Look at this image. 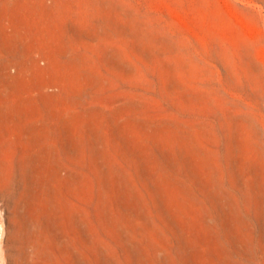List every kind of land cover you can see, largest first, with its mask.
<instances>
[{
	"label": "rangeland",
	"instance_id": "obj_1",
	"mask_svg": "<svg viewBox=\"0 0 264 264\" xmlns=\"http://www.w3.org/2000/svg\"><path fill=\"white\" fill-rule=\"evenodd\" d=\"M0 264H264V0H0Z\"/></svg>",
	"mask_w": 264,
	"mask_h": 264
}]
</instances>
